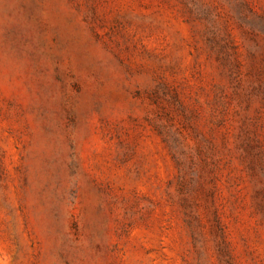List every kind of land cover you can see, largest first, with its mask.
Listing matches in <instances>:
<instances>
[{"label":"rangeland","instance_id":"1","mask_svg":"<svg viewBox=\"0 0 264 264\" xmlns=\"http://www.w3.org/2000/svg\"><path fill=\"white\" fill-rule=\"evenodd\" d=\"M0 264H264V0H0Z\"/></svg>","mask_w":264,"mask_h":264}]
</instances>
